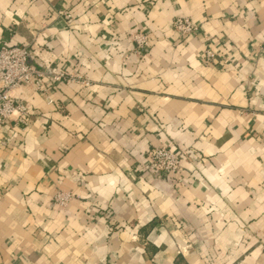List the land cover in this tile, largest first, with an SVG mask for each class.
<instances>
[{"label": "crops", "instance_id": "crops-1", "mask_svg": "<svg viewBox=\"0 0 264 264\" xmlns=\"http://www.w3.org/2000/svg\"><path fill=\"white\" fill-rule=\"evenodd\" d=\"M6 44L88 82L14 93L0 264H264V0H0ZM156 145L185 150L179 174L153 169Z\"/></svg>", "mask_w": 264, "mask_h": 264}, {"label": "built area", "instance_id": "built-area-1", "mask_svg": "<svg viewBox=\"0 0 264 264\" xmlns=\"http://www.w3.org/2000/svg\"><path fill=\"white\" fill-rule=\"evenodd\" d=\"M174 27L183 38L200 34V27L189 17L177 16L174 19ZM131 36L137 50L142 52L150 44L149 33L146 31H133ZM32 49L29 45H3L0 47V126L14 124L20 126L26 123L29 113L27 107L17 100L14 94L22 86H28L36 91H47V79L57 83H87L77 73H69L64 70L48 72L30 64ZM206 60L211 61L215 54L211 48L205 51ZM52 102V99L49 100ZM12 142L11 138L1 141L2 145ZM151 166L159 173L177 175L182 169V159L185 150H173L168 145H156L149 151ZM72 194L67 191H58L54 197L55 203L60 207H66L72 199Z\"/></svg>", "mask_w": 264, "mask_h": 264}]
</instances>
